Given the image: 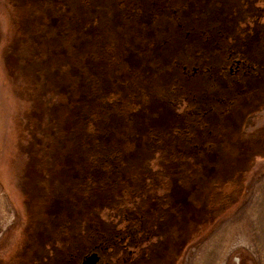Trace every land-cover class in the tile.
Wrapping results in <instances>:
<instances>
[{
  "label": "rangeland",
  "instance_id": "rangeland-1",
  "mask_svg": "<svg viewBox=\"0 0 264 264\" xmlns=\"http://www.w3.org/2000/svg\"><path fill=\"white\" fill-rule=\"evenodd\" d=\"M179 2L0 0V264H74L98 228L146 211L169 237L157 264H264V72L231 95L216 56L250 51L264 0ZM191 12L219 26L218 47L198 25L180 39ZM171 197L182 205L160 210Z\"/></svg>",
  "mask_w": 264,
  "mask_h": 264
},
{
  "label": "flooded vegetation",
  "instance_id": "flooded-vegetation-1",
  "mask_svg": "<svg viewBox=\"0 0 264 264\" xmlns=\"http://www.w3.org/2000/svg\"><path fill=\"white\" fill-rule=\"evenodd\" d=\"M169 1H173V0H169ZM174 1L177 2L178 0H174ZM184 1L185 2H179V4L185 6V3H187V0H184ZM131 3H135L136 6H133L131 4L134 9H133V11L129 12L128 14H130V15H131V13H134L136 15L140 14L141 12L139 11V9H137L138 2L137 1H131ZM180 5H179V8H181ZM179 10L178 9L175 10L174 13L177 14L179 12ZM263 15L264 14L258 15V13H257L255 21H258L260 23L262 21V17L264 18ZM235 17L238 18L237 15ZM188 18L191 20L190 21L188 19V22L190 21L189 26H185L183 23L180 24V29L183 32L185 31L184 35H183V32L180 34V39L190 38V35L192 33H195L196 27L198 25L196 31L199 34V38H201L203 40V44H206V42L212 41V42H215L214 44H216L218 47L219 41H217V40H220L221 37H225V35H223L224 33L219 28V26H216V27L213 26L211 28V30L208 29V32H205V31L203 32V29H200L203 23L201 22V19H199V16L197 14H195V12H191V16L190 17L188 16ZM231 19L232 18L229 15L225 19H222V21H223L222 23L227 22V21H228V23H229V21H230V23L234 22V21H231ZM209 20L210 19L208 18V23H209ZM254 24L257 25L258 23H254ZM191 26H192V29H191ZM187 27L189 30L187 29ZM251 31H253V29ZM258 31H260V30H258ZM250 39L252 40L251 45L249 46V47H251V48H249L250 51H248L246 48H245L246 51H244L243 49H240L241 47L234 48L231 46H227V48H224V49L222 47L218 48V53L216 54V56L219 58L218 63L220 66H222V68H221V70H223L222 72H225L226 70H228V72H227L228 75H226L227 77H229V80H230V81L228 80V84H230V86L235 88L234 91H232L234 88L230 89L231 95H234L235 91L242 89L245 81L248 80V77H251L253 75V78L256 79L255 81L258 82L257 78L261 77L263 75V72H264V34L260 33V32L259 33L256 32L255 34H252L250 36ZM245 45H247V44H243V46H245ZM203 47L205 48L204 51H206L207 54L215 53L216 49L210 48L209 46L206 47L205 45ZM117 52H118V50H117ZM121 52H124V51H121ZM221 54H223V56ZM261 67L263 68L262 72H261ZM206 70L209 71L211 69L207 67ZM219 70H218V72L220 73ZM187 72H188V70H186V72H184V73L187 74ZM196 73H197V69L194 68L191 75H195ZM218 79H220V78H218ZM241 79H243L245 81L242 82ZM247 82L250 83L251 80L246 81V83ZM232 83H234V84H232ZM249 83H247V84H249ZM223 84L224 83H222V85ZM256 84H258V83H255V85L251 87L252 89L248 85L249 89L252 90V91H250L251 96H253L254 93L256 92L253 90L254 87H258V85H256ZM227 89L228 88H226L225 84H224L222 88L218 89V92H215V91H213V92H214V94L223 95V94H225V91ZM222 99H223L222 101H224V103L227 102L226 99H229L230 105H235L234 109H236L235 107H237L238 103H235V102L237 100H235V102L230 101L229 96H227V98L225 97ZM248 100H249L248 98L245 99V101H248ZM252 102H253V100H252ZM231 110L232 109L230 108V112H229V115H227V117H228L227 119H228V121L233 120L234 124H235L237 119L236 118L232 119ZM207 114H208V112H206L205 115H207ZM219 120H217V121L221 123V121H219ZM227 123L228 122L223 123V125L226 126ZM200 135H203V133L200 132ZM194 139H191V141L193 142ZM195 147L197 148L196 152H202L203 147L201 145L196 144ZM144 200L149 202V204L151 203L153 205H156V207H157V201L152 200L150 202V199L147 197H145ZM149 207H151V206H149ZM159 208L161 210V205L159 206ZM128 211H130V210H128ZM147 214H148V212L146 211L145 214H141L139 212L138 216H135L132 214L126 215L125 219L128 220V222L124 224L123 228L117 229V230L114 228V229L108 231V233L101 234V239L96 241V243H94V246H92V249L89 250L86 255H84L83 257L80 255L78 257V255H77L76 259L74 260L75 264H85V262L88 261V258H90L92 256H94L96 258L95 264H157V260L160 259V253L157 250V248H158L157 247V236L160 237V240L158 242L160 245H166V243H168L169 237H168V235L162 236V234H160L162 232L161 231L162 226H160L159 224L157 225V221L155 222V218L157 219V217L150 218V217H147ZM162 216H164V215H162ZM169 242L171 244V241H169ZM170 244H169V246H170ZM157 253H159L158 254L159 257H157ZM171 261H172V259H169V264L171 263ZM166 263L168 264V261H166Z\"/></svg>",
  "mask_w": 264,
  "mask_h": 264
},
{
  "label": "trees",
  "instance_id": "trees-1",
  "mask_svg": "<svg viewBox=\"0 0 264 264\" xmlns=\"http://www.w3.org/2000/svg\"><path fill=\"white\" fill-rule=\"evenodd\" d=\"M131 7H133L132 5H131ZM129 12H131V11H129ZM127 14H128V12H127ZM144 18V17H143ZM146 19V18H145ZM223 24H225V25H229L228 24V22H224ZM244 34H246V35H248V33L247 32H245ZM188 39H190V38H188ZM248 39V38H247ZM121 54H123V53H121ZM230 108L231 109H233V105H230V102L229 103H226L225 104V110H226V112H230ZM85 110L83 109L82 110V112H84ZM82 112H81V116H82ZM189 123L188 124H190V125H192V124H194L195 122H194V120L193 119H190L189 118ZM188 127H189V125H188ZM212 133V132H211ZM174 147V146H173ZM195 148V147H194ZM183 149V148H182ZM181 148L179 149V151H181L182 150ZM126 150V149H125ZM184 150V149H183ZM182 152V151H181ZM196 153H199V152H196ZM201 154V153H200ZM202 155H205V154H201V155H197V158H199L200 156H202ZM206 155H207V152H206ZM206 155H205V157H206ZM236 157V156H235ZM204 158V157H203ZM205 159H207V158H205ZM183 159L182 158H177L175 161H173V162H175L174 164H176L177 165V163L178 162H181ZM233 161H235V160H233ZM236 161H238V159L236 160ZM238 163V162H237ZM184 166H187V167H192V166H188V165H181V166H179L180 168H183L184 170H186L185 168L186 167H184ZM219 166H217V168H218ZM202 168H203V166H202ZM204 170L205 171H203L202 173V175L201 176H203L202 178H199V180L197 181V184L196 185H198V187H202L203 188V186H208V179H206L204 176H205V174L207 173L206 172V168L204 167ZM214 171V169H212V172ZM211 173V172H210ZM189 175H190V172H189V174L188 173H186V172H184L183 171V173L181 172V174L176 178V183L178 182V184L179 185H181L183 182H185L186 180H187V176L189 177ZM193 175V174H192ZM215 176V175H214ZM218 177V176H217ZM185 180V181H184ZM195 185V186H196ZM164 186H167V183H164ZM196 195H197V193H193V194H190V193H188V194H186V195H184L185 197H187V198H190L191 200H193V197H194V199L196 198ZM149 198V197H148ZM172 198V197H171ZM170 198V201L169 200H167V199H164V203L161 205V208L162 209H168L169 207H178V206H180V205H182V203L181 202H179V201H181V200H179V198L177 199H175V198H172L171 199ZM182 197H180V199H181ZM189 199V200H190ZM204 199H205V197H204ZM172 200H175L176 201V203H174ZM181 203V204H180ZM204 203V201L201 203V204H203ZM173 205V206H172ZM203 209V205H199V206H197L196 207V209H195V212H194V214H193V216L194 217H197L198 216V214L200 213V211ZM166 214V213H165ZM164 214V216L167 218V216ZM196 215V216H195ZM182 216V215H181ZM188 223H190V221L188 222ZM178 226H179V224H178ZM104 232L102 231V229H100V228H98V230L97 231H95V232H93V234H92V237L91 238H95L94 236H100V239H101V234H103ZM171 236V235H170ZM95 240V239H94ZM170 241H172V239H170ZM95 243H96V240L94 241ZM175 244L173 243H171V246L173 247ZM175 247H173V249H174ZM74 264H75V262H74Z\"/></svg>",
  "mask_w": 264,
  "mask_h": 264
},
{
  "label": "water",
  "instance_id": "water-1",
  "mask_svg": "<svg viewBox=\"0 0 264 264\" xmlns=\"http://www.w3.org/2000/svg\"><path fill=\"white\" fill-rule=\"evenodd\" d=\"M96 258L94 256L88 258V261L85 264H95Z\"/></svg>",
  "mask_w": 264,
  "mask_h": 264
}]
</instances>
